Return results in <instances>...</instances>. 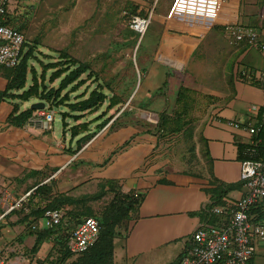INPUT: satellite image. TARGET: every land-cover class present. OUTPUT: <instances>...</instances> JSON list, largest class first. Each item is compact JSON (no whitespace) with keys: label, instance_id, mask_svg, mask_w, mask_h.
<instances>
[{"label":"crops","instance_id":"1","mask_svg":"<svg viewBox=\"0 0 264 264\" xmlns=\"http://www.w3.org/2000/svg\"><path fill=\"white\" fill-rule=\"evenodd\" d=\"M263 4L264 0L259 8V0L248 1L241 12V22L255 26L260 46H264V16H260ZM216 27L215 33L213 27L207 34L213 35L209 46L199 44V48H194L189 44L181 48L182 56L169 55V58L166 55L164 59L181 69L184 62L178 60L201 50L205 58L208 57L205 54L215 56L211 66L220 75L211 76L205 83L210 88L203 84L199 87L208 106L198 121L185 124L190 127L192 134L188 138L192 140L189 143L182 140L180 144L194 146V151L186 158L175 154L176 142L145 135L130 125L113 128L116 118H111L90 140L78 143L75 151L77 141L91 130L92 122L87 131L71 136L70 128L83 122L78 120L71 125V118H66V126H63L62 117L57 113L60 118L57 124L54 114L61 110L44 108L42 111L53 113L50 129L42 128L41 111H34L25 123L14 125L8 122L14 104L19 105L21 112L30 108L29 103L38 100L30 98L20 102L7 95L0 98V216L5 214L0 218V240L7 243L9 249H3L11 264H17L15 261L20 258L22 248L17 241L26 249H31L35 242L34 235L24 232L26 225H36L41 218L34 223L30 209L27 216L18 211L5 212L6 205L1 202L3 194L7 196L6 201L12 203L29 189L47 184L53 194L69 195L71 188L79 184L78 174L83 166L88 168L94 181H115L123 193L140 197L134 210L127 213L128 226L123 238L117 237L119 251L115 250L117 238L113 241V264L116 257L122 259V264H173L191 243L193 232L216 220L217 216L210 215L206 208L226 207L245 195L240 182V164L245 155L243 151L255 143V136L228 122L236 121L244 128H264V89L263 83L256 78L264 72V48L234 42L224 34L221 26ZM242 70L253 72L255 78L241 81ZM2 74L0 94L9 80ZM217 81L219 86H216ZM175 99L179 107L177 96ZM259 140L263 143L264 137ZM71 170L72 180H68L64 176ZM57 184L56 190L53 186ZM253 213L261 215L259 210ZM258 215L256 221L260 220ZM47 243L52 244V239L38 246L37 253L42 252L41 248ZM256 252L264 253V241L257 244Z\"/></svg>","mask_w":264,"mask_h":264},{"label":"rangeland","instance_id":"2","mask_svg":"<svg viewBox=\"0 0 264 264\" xmlns=\"http://www.w3.org/2000/svg\"><path fill=\"white\" fill-rule=\"evenodd\" d=\"M262 1L259 0V8ZM172 2L173 0H13L8 9L13 17V24L18 26L24 35L26 42L24 53L31 49L34 58L30 55L26 59L25 68L21 66L14 72H11L13 69L0 66V73L11 78V84L15 81L18 84L23 79L22 69H24V86L28 89L34 83L32 77L35 72L37 88L41 90L39 82L42 64L58 63L59 54H66L88 68V71L83 72L78 78L86 82L70 95L71 103L85 100L93 90L106 94L108 98L117 96L120 100L119 105L108 111H106L108 102H104L95 112L90 113L86 110L80 113L85 118L80 119L79 122L83 123H80L78 128H81L83 124L88 126L92 122L91 130L81 137L83 143L98 134L111 118H116L113 128L130 125L145 135L165 138L167 142H176V146H173L175 154L186 158L189 152L194 151L193 145L183 147L180 144L182 140L188 143L192 140V137L188 138L192 132L186 125L198 121L200 114L205 113L208 106L199 87L202 84L204 87H209L205 83L210 81L211 76L216 78L220 75L212 69L213 65L211 66L212 62L214 64L215 56L205 54L208 56L205 58L201 50L194 51L188 58L183 56V60H178L184 62L181 69L164 60L166 55L167 57L182 56L181 48H184V43H181L184 38L174 36L175 39H173L166 34L164 17ZM149 16L150 22L144 35L133 33L130 28L132 20L136 17L148 18ZM263 16L262 13L261 17ZM215 29L217 27H214L212 31H216ZM212 37L211 34L207 35L199 44L209 46ZM65 60L67 59H62L61 63ZM76 67L72 66L69 71ZM55 70L57 69L49 70L45 75L44 84L48 89L58 88L59 82L69 72L62 74L59 79L51 83L48 79ZM71 86L63 89L61 95L68 92ZM216 86H219V81L216 82ZM180 87L193 91L184 112H179L180 108L175 103ZM83 91L85 95L76 99V96ZM31 98L33 101L37 100L35 97ZM55 111L54 122L57 124L60 122L57 113L61 115L69 112L65 106L55 108ZM178 116H181L183 126L186 124L178 134H170L161 129V123L164 120ZM106 119L108 121L99 128ZM69 124L73 125L75 121L69 119ZM81 168L78 174L79 184L71 188L69 195L57 194L64 195L62 199L66 203L62 208H67L66 212L68 211L69 215L84 211L88 216L98 218L102 216L104 220L102 226L109 225L114 228V233L116 232L114 239L118 236L123 238L128 226L126 211L130 203L134 201L133 197L126 198L131 194L123 193L119 183L115 181L112 183L110 180L96 182L89 175L88 168L84 166ZM72 172L71 170L63 176L70 180ZM53 187L57 190L58 184ZM30 190L33 188L28 191ZM44 198H32L29 203L35 206L38 203L44 204L46 203ZM71 200L77 202L68 203ZM136 205L135 203L133 209ZM112 209H116L113 219L112 213L108 214ZM41 224L43 225L42 220ZM17 242L22 248L18 256L26 259L28 264H39V261H43L48 256L51 261L57 254V250L62 251L60 246L52 247L53 244L47 243L44 248H41L42 252L35 253L31 249H26L23 243ZM119 246V238H117L116 251L120 250ZM0 247L9 249L3 240H0ZM72 259L75 258L72 257ZM115 264H122V259L116 257ZM254 264H264V253H255Z\"/></svg>","mask_w":264,"mask_h":264},{"label":"built area","instance_id":"3","mask_svg":"<svg viewBox=\"0 0 264 264\" xmlns=\"http://www.w3.org/2000/svg\"><path fill=\"white\" fill-rule=\"evenodd\" d=\"M248 1L252 0H173L164 17L166 32L173 39L176 36L184 38V42L181 40L184 48L189 44L196 48L208 32L218 25L234 42L260 46L255 26L241 22L242 6ZM12 2L13 0H0V66L4 68L18 66L26 43L24 35L13 24V17L8 10ZM262 13L264 14V4L261 15ZM149 22L150 16L136 17L132 20L130 28L143 36ZM260 48L263 49L264 46ZM257 76L264 89V72ZM239 78L249 82L255 77L253 72L242 70ZM40 116L43 119L42 128L50 129L53 113L41 111ZM228 124L253 136L260 130L259 126L244 128L236 121H229ZM240 182L245 189V195L229 206L216 205L206 208V212L219 217L220 220L195 230L191 243L173 264H253L257 244L264 241V156L258 161L241 162ZM31 194L33 190L21 195L12 203H8L6 194H3L1 202L6 205L5 212L18 211L22 216H27ZM66 210L67 208L45 210L39 224L32 225V229L58 226ZM253 210H259L261 215L254 214ZM257 215L260 219L258 221L255 220ZM98 236L99 226L95 218H83L66 235L70 255L76 257L92 248ZM10 261L7 252L0 247V264H11ZM15 262L27 264L21 257Z\"/></svg>","mask_w":264,"mask_h":264},{"label":"trees","instance_id":"4","mask_svg":"<svg viewBox=\"0 0 264 264\" xmlns=\"http://www.w3.org/2000/svg\"><path fill=\"white\" fill-rule=\"evenodd\" d=\"M17 29L22 33V30L16 26ZM133 33L137 34L132 30ZM23 34V33H22ZM31 55V57L34 58V55L32 53V50H28L22 55V58L20 60V63L18 66L14 68H5V69H13L11 72H14L18 70L19 68H25L26 65V59ZM60 61L58 63H48L46 65L42 64V73L40 75V85L42 89L38 90V82L36 79V73L33 72V81L34 83L28 88L25 89V80H24V69H22V75L23 79L20 83L17 84L15 81L13 84H11L12 79L8 78V83L6 85V88L3 92L0 94V98H4V96L7 95V97H10L13 100H19L20 102H26L31 97H35L38 101L45 103L49 108H59L62 106H65L68 108L69 112L62 113V122L63 126H66L64 120L66 118H71L73 121H78L83 117V114H80L83 111L88 110L90 113L97 111L100 109L104 102H108L107 110L112 109L113 107L120 104V100L117 96H112L111 98H108L106 94H103L98 91H91L89 93V96L85 100H81L79 102L71 103L70 101V95L77 91L79 87H81L83 84H85L86 80H78V78L81 76L83 72L88 71V68L85 65H82L78 62L76 59H72L68 57L66 54H59ZM62 59H67L65 62H62ZM72 66H77L74 70L69 71ZM59 67V68H58ZM57 69L49 76V82H54L56 79H59L62 74L66 73L68 74L62 78V80L59 82L58 88H49L44 84L45 82V75L47 71ZM9 72V71H8ZM10 72V73H11ZM8 74V73H7ZM90 76V74H89ZM72 85L71 88L66 92L65 94L61 95V91L65 89L67 86ZM21 93H11L12 91H20ZM83 91L80 95L76 96L78 99L82 98L85 94ZM190 94H193V91L185 88L180 87L177 93V104L179 106V112H184V108H186V105L191 100ZM34 110L27 108L24 111H19V105L14 104L13 106V112L10 114L8 118L9 123H13L14 125H21L25 123L29 118H31ZM79 113V114H74ZM181 116H178L176 118H168L164 120L161 123V129L165 131H168L170 134H175L180 132L181 128L183 127V123L180 120ZM100 119V118H99ZM108 119L104 120L100 126L102 127ZM182 123V124H181ZM168 125V127H166ZM80 126L76 125L71 127V136L77 135L79 132L82 133L84 131H87V125L83 124L81 128H78ZM69 129V130H70ZM82 129V130H81ZM259 134V135H258ZM257 135H254V144L249 145L246 147V149L243 151L245 154L241 161L245 160H251V161H258L261 160L264 156V142H258L259 138L262 139L264 137V128L260 130V133ZM85 137V136H84ZM85 139V138H84ZM260 141V140H259ZM83 143L82 138H80L77 141V144ZM79 144L76 147L75 151L78 150ZM36 175V174H35ZM113 183V181H111ZM34 194L32 195V198L36 197H45L44 201L46 203L44 204H36L32 205L29 203L30 208V217H33V222L36 223L41 217L45 210L48 209H59L64 206L66 203L65 200L62 199L64 195H57L53 194L51 192L50 187L47 184H43L41 186H37L34 188ZM46 194V195H45ZM36 196V197H35ZM58 196V199H57ZM60 197V199H59ZM132 196H127L126 198H130ZM139 196H134V201L130 203L129 208H127L126 213H128L130 210H134V204L139 202ZM30 199V200H31ZM76 200H71L68 203H76ZM113 210V209H112ZM109 211L108 214L112 213V219L114 218V215H116V209L113 211ZM70 213L65 211L63 218L61 219V222L58 226H55L53 228H46V229H32L31 225L27 224L24 232L28 235H34L35 236V242L33 246H31V250L33 252H37L38 246H40V243L46 242L49 238L52 239V247L60 246L62 248V251L59 252L57 250V254L51 261H49L50 257H46L43 261H39V264H45L46 262L49 264H113V240L116 235V232L114 233V228H111L108 224V226H102L104 220L100 216L99 218L96 216H88L84 211L73 213L69 215ZM87 217H93L98 223L99 226V236L95 243V245L85 251L84 253L74 257L75 259H72V256L70 255L67 245H66V235L67 233L72 229L73 226L79 224L83 218ZM27 217L24 218V221H27ZM215 221H212V224L217 223L220 218H215ZM106 223V222H105ZM40 248V247H39ZM36 250V251H35ZM72 259V260H71ZM49 261V262H48ZM34 264V263H33Z\"/></svg>","mask_w":264,"mask_h":264},{"label":"water","instance_id":"5","mask_svg":"<svg viewBox=\"0 0 264 264\" xmlns=\"http://www.w3.org/2000/svg\"><path fill=\"white\" fill-rule=\"evenodd\" d=\"M44 108H45V103L40 102V101L35 102V103L31 104V106H30V109H32L34 111L43 110Z\"/></svg>","mask_w":264,"mask_h":264},{"label":"clouds","instance_id":"6","mask_svg":"<svg viewBox=\"0 0 264 264\" xmlns=\"http://www.w3.org/2000/svg\"><path fill=\"white\" fill-rule=\"evenodd\" d=\"M33 191H34V189H33ZM33 194H34V192H33ZM33 194H32V195H33ZM39 222H40V221H39ZM39 222H37V223H36V225H38V224H39ZM31 228H32V227H31ZM43 229H45V228H43ZM23 259H24V258H23ZM27 264H28V262H27Z\"/></svg>","mask_w":264,"mask_h":264}]
</instances>
